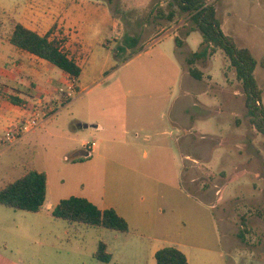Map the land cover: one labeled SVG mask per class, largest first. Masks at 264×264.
Returning <instances> with one entry per match:
<instances>
[{
	"label": "rangeland",
	"instance_id": "obj_1",
	"mask_svg": "<svg viewBox=\"0 0 264 264\" xmlns=\"http://www.w3.org/2000/svg\"><path fill=\"white\" fill-rule=\"evenodd\" d=\"M37 1L0 0V33ZM42 1L62 5L61 26L49 30L66 39L80 64L79 88L71 99L58 96L55 114L22 141L0 144V187L31 168L48 176L47 201L98 202L101 185L113 199L141 177L132 196L143 213L127 212L128 231L119 232L70 223L45 206L30 212L0 205V264H155L164 246H176L188 264H264L263 136L249 122L224 53L197 60L202 77L193 78L186 59L203 49L202 36L178 9L172 21L157 18L158 7L169 12L168 0ZM209 1L223 32L257 59L264 106V0ZM90 141V156L74 159L73 146L86 150ZM88 159L93 164L79 163ZM107 161L127 167L108 166L102 175ZM154 188L163 210L155 213V228L142 223L152 217ZM99 242L108 262L94 257Z\"/></svg>",
	"mask_w": 264,
	"mask_h": 264
},
{
	"label": "trees",
	"instance_id": "obj_2",
	"mask_svg": "<svg viewBox=\"0 0 264 264\" xmlns=\"http://www.w3.org/2000/svg\"><path fill=\"white\" fill-rule=\"evenodd\" d=\"M167 4L170 7L169 12L166 14L161 7H158L157 18H166L167 21H172L176 15V9H178L180 13L188 16L193 24L192 27L197 29L202 36L203 49L192 52L186 59L190 66V75L195 79H201V72L193 66L195 62L221 50L235 70L236 79L240 82L244 93V106L249 122L258 133L262 134L264 146L262 90L255 79L254 70L258 61L252 51L247 47L238 46L230 35L223 32L216 16L214 3L209 0H168ZM6 39L18 49L48 61L70 75L75 84L78 82L82 69L67 52L66 39L51 37L50 32L40 35L16 21L6 34ZM260 63L264 66L263 60ZM75 88L77 87L75 86ZM55 99L52 100V103L56 102ZM10 100L16 104L21 103L12 97ZM68 101L70 99H66L62 103L65 104ZM46 188L45 172L30 168L20 177L8 180L0 187V205L38 212L45 203ZM52 215L70 223L77 222L119 232L128 231L127 221L113 208L100 209L87 198L80 196L60 199L53 206ZM244 222L242 219V224ZM239 237L243 238V234L239 233ZM94 257L103 262L110 260L111 255L107 252L105 243L99 242ZM154 258L155 264H188L185 254L176 246H164L158 249L154 253Z\"/></svg>",
	"mask_w": 264,
	"mask_h": 264
},
{
	"label": "crops",
	"instance_id": "obj_3",
	"mask_svg": "<svg viewBox=\"0 0 264 264\" xmlns=\"http://www.w3.org/2000/svg\"><path fill=\"white\" fill-rule=\"evenodd\" d=\"M25 6V8H27V11L23 13V18L16 19V22H19L25 27L36 31L40 35H44L50 32V36L55 37V35H53V32L49 30V28L51 24L55 25L56 23H58L59 27L61 26V18L59 17V9L62 7L61 3L55 1L46 2L39 0ZM46 8H52L53 12L51 13L49 12V10L46 12ZM50 13L51 15H49ZM5 42H8L6 39V35L3 36V34L0 33V135L1 133H3L4 129L9 123L13 122L14 120L28 117L31 106H38L39 104L45 105L46 103H51L52 100L57 98L58 94H56L55 91L56 87L66 78H68V74L59 70L48 61H45L32 54H29L28 52L20 50L17 47L16 49L6 48L3 45ZM79 82L80 78L75 84L77 88H79ZM11 97L21 101V103L16 104L14 102H11ZM54 114L55 112H52L47 116L41 118L38 122V126H42L44 122ZM79 127L85 129L97 127L100 128L98 125H88L85 123L80 124ZM34 130L35 128L27 134L34 132ZM186 132H189L188 129H186ZM90 135L93 134L91 133ZM24 137L25 136H22L16 142V144L22 141ZM73 147L74 148L72 151L75 153L74 159H81L83 157L90 156L87 154V151L84 148H81V146H77L76 144ZM97 156H100V153L97 154ZM91 161V159H88L79 163H90ZM107 163L108 165L102 168V175H105V173L107 174L108 171L104 169L108 166L114 169L116 168V166L117 168L127 167L126 163L123 161L122 163L115 162L113 165H110L108 161ZM97 172L99 173L100 171L95 170V173ZM23 174L24 172H20L11 180L16 179ZM46 177V199L43 206H45L47 209H52L59 200H57V202L47 201V190L49 186V179L47 174ZM140 178L141 177H138L136 181H134V179L129 180L131 181L130 184L132 186L128 188V192H119L113 199H110L108 197L105 185H101L103 191L101 193V196L98 198V202L96 200H93V198H91L90 196H86V198L100 209L113 208L120 216H122L127 221V224L130 225V220L126 214L127 212H130L131 214L143 213L136 209V199H134V196H132L133 184H136V182L139 186L143 184V182L141 183L142 179ZM154 190L155 192H153V195L151 196V204L153 205L151 207V210L153 211V213H151L152 217L146 219L145 222H143L144 220H142V223H147L153 228L156 227L155 213L157 215L159 213H162L163 211L162 209H158V192L156 191V188H154ZM133 192L134 195L138 193L137 189H134ZM137 200L144 202V195H141L139 198H137Z\"/></svg>",
	"mask_w": 264,
	"mask_h": 264
},
{
	"label": "built area",
	"instance_id": "obj_4",
	"mask_svg": "<svg viewBox=\"0 0 264 264\" xmlns=\"http://www.w3.org/2000/svg\"><path fill=\"white\" fill-rule=\"evenodd\" d=\"M55 91L58 96L71 99L76 92L73 78L68 75L66 81L61 82L56 87ZM52 108V102L46 103L45 105L39 104L38 106H31L28 117L14 120L6 126L3 133L0 135V144L2 146H9L17 142L24 134L34 129L41 118L54 112ZM95 145V141L86 143V151L88 155H90V151L94 149Z\"/></svg>",
	"mask_w": 264,
	"mask_h": 264
}]
</instances>
